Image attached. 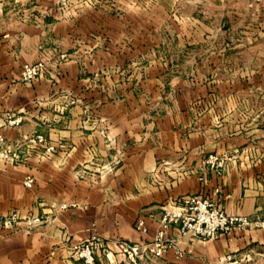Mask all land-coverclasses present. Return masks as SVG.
I'll list each match as a JSON object with an SVG mask.
<instances>
[{"label": "rangeland", "instance_id": "obj_1", "mask_svg": "<svg viewBox=\"0 0 264 264\" xmlns=\"http://www.w3.org/2000/svg\"><path fill=\"white\" fill-rule=\"evenodd\" d=\"M10 89L32 99L28 108L34 116L30 129L14 134L27 119L10 107L0 111V171L69 157L74 147L60 137L51 140L48 131L76 120L100 126L105 145L101 151L88 146L90 158L77 165L74 176L91 185L105 183L124 158L123 144L109 139L103 110L113 104L126 109L118 111L123 119H159L161 149L167 152L157 165L161 170L151 174L153 183L161 185L162 171L170 188L193 175L201 184L193 194L160 204L158 218L141 213L132 223L134 230L136 220L145 219L148 231L139 241H105L94 222L87 240L66 236L60 250L72 260L86 264L89 249L91 264H97L99 250L107 255L114 249L120 264H196L173 248L156 257L124 252L119 245L150 243L164 210L199 203L247 221L217 237L233 240L264 229V0H0V92ZM166 141L175 144L168 148ZM208 172L216 177L211 190ZM27 177L33 187L34 177ZM224 186L243 202L255 198L259 211H226L219 197ZM76 206L61 203L58 210ZM1 214L18 217L10 227L2 225L10 232L20 222L32 232L46 221L43 215ZM220 263L264 264V245L247 244Z\"/></svg>", "mask_w": 264, "mask_h": 264}, {"label": "crops", "instance_id": "obj_2", "mask_svg": "<svg viewBox=\"0 0 264 264\" xmlns=\"http://www.w3.org/2000/svg\"><path fill=\"white\" fill-rule=\"evenodd\" d=\"M14 93L11 89L7 91V95L0 92V111L3 107H10L27 119V124L13 130L17 134L18 131L32 127L30 118L34 114L28 108L32 99L28 95L22 97ZM103 110L109 123V139L115 145L123 144L124 148L122 167L108 175L105 183L91 185L74 176L77 165L90 158L86 148L92 145L94 148L99 147L101 151L105 145L97 131L100 126L89 127L76 120L60 122L48 131L51 140L60 137L63 142L74 147L69 157L55 156L51 161L37 164L32 169L18 165L8 166L0 171V212L16 211L23 216L46 217V221L32 232L24 230V222H20L13 232L0 224V264H81L60 250L66 236L71 241L87 240L91 234L90 225L94 222L96 230L105 241L113 238L139 241L141 237L133 230L132 223L141 213L158 218L160 204L177 196L193 194L200 189L201 184L195 175L178 181L170 188L166 185L168 178L160 171L158 178L161 185L153 183L151 174L155 170H161V166L157 170V165L167 150L161 149L159 119H123L118 111L126 109L113 104H104ZM166 142L168 148L175 144ZM170 152L172 151H168ZM174 152L173 156L176 154ZM29 173L36 181L32 188L25 187L23 181ZM207 176L208 189L211 190L216 177L211 172ZM228 190L224 186L219 191L226 211L245 215L259 211L260 206L255 198H245L243 202L242 198ZM71 202L77 206L58 210L59 204ZM154 227L152 223V231ZM251 243L264 245V229L247 231L245 236L233 240L219 236L202 242L187 236L182 238L180 246L186 252L182 259L196 264H222L220 262L226 255ZM108 252L106 255L99 250L96 253V263L107 264L114 260V264H120L122 259L115 250ZM169 254L173 255L172 252ZM65 257H69V260H65Z\"/></svg>", "mask_w": 264, "mask_h": 264}, {"label": "built area", "instance_id": "obj_3", "mask_svg": "<svg viewBox=\"0 0 264 264\" xmlns=\"http://www.w3.org/2000/svg\"><path fill=\"white\" fill-rule=\"evenodd\" d=\"M24 181L26 187H32L33 181L30 177ZM17 218L13 214L4 215L0 213V224L8 228L17 221ZM234 225L243 227L247 225V221L236 216L226 215L223 211L212 209L207 204L199 203L198 207H176L164 210L160 221V231L150 243L130 245L125 242L120 243L119 248L124 252L142 253L146 251L156 257H160L169 248H173L176 256L182 257L184 250L179 247L180 239L190 236L202 241L210 240L220 234L229 233ZM174 229L176 234L170 236V232ZM134 230L141 235L147 233L148 230L143 217L136 220ZM165 235L166 240L164 239ZM83 256L86 264L92 263L93 256L89 249Z\"/></svg>", "mask_w": 264, "mask_h": 264}]
</instances>
